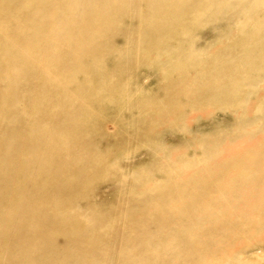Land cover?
Returning a JSON list of instances; mask_svg holds the SVG:
<instances>
[{
  "label": "bare ground",
  "instance_id": "6f19581e",
  "mask_svg": "<svg viewBox=\"0 0 264 264\" xmlns=\"http://www.w3.org/2000/svg\"><path fill=\"white\" fill-rule=\"evenodd\" d=\"M0 264H264V0H0Z\"/></svg>",
  "mask_w": 264,
  "mask_h": 264
}]
</instances>
